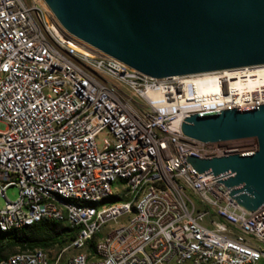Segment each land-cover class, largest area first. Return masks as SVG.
Masks as SVG:
<instances>
[{
  "label": "built area",
  "instance_id": "obj_1",
  "mask_svg": "<svg viewBox=\"0 0 264 264\" xmlns=\"http://www.w3.org/2000/svg\"><path fill=\"white\" fill-rule=\"evenodd\" d=\"M22 65L65 74L73 91L22 73ZM242 70L264 74L259 66L227 72ZM224 72L153 79L100 58L63 29L43 0H0L2 225L22 230L32 216L60 221L50 206L59 194L88 198L111 189L115 196L152 187L131 228L105 242H97L99 225L121 218L133 200L99 213L71 209L73 239L65 246L92 244L81 261H67L58 249L14 256L9 264H264V205L246 211L217 183L229 175L204 177L209 173L198 175L186 162L241 152L242 139L204 144L180 130L192 114L232 108L218 102L230 96L235 80ZM204 79L203 86L212 80L217 101L199 94L196 83ZM83 86L100 94V101L87 102ZM99 127H106L111 141H104ZM113 136L121 137V146L113 145ZM129 171L139 172V181L125 186ZM114 178H122L117 192ZM10 188L17 190L14 201L6 196Z\"/></svg>",
  "mask_w": 264,
  "mask_h": 264
},
{
  "label": "water",
  "instance_id": "obj_2",
  "mask_svg": "<svg viewBox=\"0 0 264 264\" xmlns=\"http://www.w3.org/2000/svg\"><path fill=\"white\" fill-rule=\"evenodd\" d=\"M63 29L153 79L264 65V0H43ZM184 137L208 144L255 138L257 150L186 162L248 212L264 205V105L192 114Z\"/></svg>",
  "mask_w": 264,
  "mask_h": 264
},
{
  "label": "bare ground",
  "instance_id": "obj_3",
  "mask_svg": "<svg viewBox=\"0 0 264 264\" xmlns=\"http://www.w3.org/2000/svg\"><path fill=\"white\" fill-rule=\"evenodd\" d=\"M100 58H107V55L100 52ZM259 67H264V65ZM22 73L30 74L31 76H41L46 84L60 86L61 89H66V91H73V82L68 81V77L63 73H52L48 69H40L38 65H22ZM224 73L231 78H235L231 85L230 96H222L221 99H218V102L222 101V103L226 102L232 104V108H224V110L248 107L247 105L249 104L252 106L264 105V74H262L261 71L257 73H248L242 70L239 72L226 71ZM206 79L202 81L199 80L196 83L201 87L199 94L206 97L210 96L208 97L210 102L217 101V99L212 96L216 93V87L212 85V80L209 85L206 84V86H203V84L206 83ZM1 83H4V75H0V89ZM83 95L87 102L100 101V94L95 93L90 86H83ZM99 134H104V141H111V134H106V127H99ZM232 141L233 140H226L225 142ZM113 145L121 146L120 136H113ZM256 150L257 147L248 151H241L240 153L254 152ZM138 181L139 172L129 171L125 178V186H132L138 183ZM114 185L122 187V178H114ZM150 194H152V187H142L138 192L132 193H130V189H122L121 192L115 196H111V189H103L102 192L95 193L94 196L88 198L78 194H59V199L50 198V206L54 212L59 214L60 221L51 220V218H43V220L58 223L64 228L73 231L71 209L82 210L89 213H99L106 207L128 203L130 198V200H133L131 208H129L121 218H114V221H107V223L99 225L97 229V242H105L109 234L127 232V230L131 228L138 219L140 209L142 206H145V200L148 199ZM112 198L117 199V202L112 205H106V201ZM38 220H40V216H32V221L25 223V228L32 226ZM12 230L20 231L17 227L12 225H2V221H0L1 232ZM49 253L50 252L41 250L17 252L10 255L5 260L0 261V264H9L13 261L14 256L30 254L47 255ZM59 254L67 255V261H81L82 255H90V248L64 246L59 250ZM53 264H63V261H55Z\"/></svg>",
  "mask_w": 264,
  "mask_h": 264
},
{
  "label": "trees",
  "instance_id": "obj_4",
  "mask_svg": "<svg viewBox=\"0 0 264 264\" xmlns=\"http://www.w3.org/2000/svg\"><path fill=\"white\" fill-rule=\"evenodd\" d=\"M69 231L58 223L46 220L43 222L38 220L20 231H0V261L9 257V252L14 249L17 252L33 250L49 252L61 249L73 239ZM89 246L92 248V244Z\"/></svg>",
  "mask_w": 264,
  "mask_h": 264
},
{
  "label": "rangeland",
  "instance_id": "obj_5",
  "mask_svg": "<svg viewBox=\"0 0 264 264\" xmlns=\"http://www.w3.org/2000/svg\"><path fill=\"white\" fill-rule=\"evenodd\" d=\"M5 130H6V126L0 122V131L4 132ZM237 145L240 147L241 151H248L250 149H254L255 146L257 145V142H256V139L254 141V140L248 138V139L239 140L237 142ZM112 189H113V192H117L119 190L117 185H113ZM6 196L10 201H14L17 198V190L15 188L8 189L6 192ZM115 202H117V199L112 198V199H109L108 201H106L105 204L106 205H112ZM3 208H4V200L0 199V209H3ZM54 251L55 250L49 251L50 252L49 254H53ZM15 253H17V250L14 249V250H11L8 255H13Z\"/></svg>",
  "mask_w": 264,
  "mask_h": 264
}]
</instances>
